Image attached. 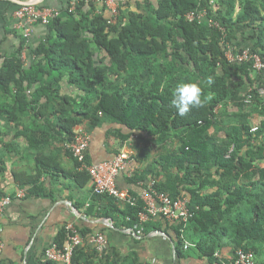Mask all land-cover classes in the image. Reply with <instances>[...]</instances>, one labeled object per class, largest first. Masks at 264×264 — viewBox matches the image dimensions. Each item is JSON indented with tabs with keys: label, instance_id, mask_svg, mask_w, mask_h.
I'll return each instance as SVG.
<instances>
[{
	"label": "trees",
	"instance_id": "16d2710c",
	"mask_svg": "<svg viewBox=\"0 0 264 264\" xmlns=\"http://www.w3.org/2000/svg\"><path fill=\"white\" fill-rule=\"evenodd\" d=\"M11 5L14 10L20 6ZM119 8L117 23L110 24L104 5L82 0L69 11L68 2L47 25L44 40L31 47L28 64L21 58L24 42L9 56L0 50V120L16 122L20 115L33 116L24 134L29 147L37 149V167L30 175L16 173L17 182L37 193L47 166L59 168L41 147L56 137L69 144L75 128L86 121L90 126L125 127L127 133L121 129L118 133L122 140L137 134L160 142L174 137L178 145L159 156L168 175L163 182L155 179V188L174 199L188 195L192 208L198 207L186 227L192 248L218 264L225 260L215 253L224 245L232 249L230 264L239 249L264 255V95L258 92L264 88V76L253 77L249 64L227 60L220 29L225 28L227 41L249 43L264 57V0H125ZM201 10L207 19H187L189 12ZM209 77L211 85L206 83ZM179 82L199 83L210 97L205 106L178 115L171 93ZM250 92L253 100L247 104ZM254 114L260 117L256 131ZM232 145L235 150L227 158ZM150 150L146 145L137 159ZM3 159L2 155L0 173ZM95 195L105 201L99 218H112L116 227L137 230L142 201L131 205ZM164 222L165 233L181 256L180 226ZM162 228V221L151 220L142 233ZM104 229L80 231L88 238ZM68 237L64 227L55 242L64 246ZM105 254L103 258L111 261V252ZM99 255L97 250L78 249L73 264H83L82 258L84 264H92Z\"/></svg>",
	"mask_w": 264,
	"mask_h": 264
},
{
	"label": "crops",
	"instance_id": "0c3cea01",
	"mask_svg": "<svg viewBox=\"0 0 264 264\" xmlns=\"http://www.w3.org/2000/svg\"><path fill=\"white\" fill-rule=\"evenodd\" d=\"M20 1L27 3L35 0H0V50L5 56L14 53L24 42L20 31L14 28L15 10L11 5V2L23 4ZM68 2L69 0H42L40 4L56 6L63 10ZM46 34L47 26L37 25L31 37L32 45L44 40ZM243 46L252 47L249 43ZM253 117L257 120L260 118L257 114ZM32 119V114L26 113L20 115L16 122L0 120V141L4 140L9 144L6 147V143L0 145V159L4 156V170L0 173V194L14 195L18 189L23 188L17 182L16 173H35L37 149L29 147L24 134V128L31 124ZM80 127L91 134L88 151L90 162L112 159L121 151L133 155L130 168L119 175L120 187L139 195L152 180L165 181L168 173L163 171L159 156L178 145L179 142L174 137L160 142L137 134L128 140H122L118 135L119 129L123 134L127 133L128 129L116 124L90 126L86 121L78 125L75 131ZM146 145L151 148L150 152L145 158L139 157L138 160L140 150ZM41 150L45 156L55 159L59 168L51 166L49 169L47 166L46 173L41 176L36 189L38 192H31L30 185L24 186L29 188V194L23 199H14L0 215V239L3 242L0 264H62L47 260L44 251L48 245L55 242L58 233L68 223L75 224L79 231L84 227L95 231L105 228L101 233L108 240V248L104 253L99 252L98 257L92 258V264H218L200 256L192 247L183 249L181 256L175 254L174 240L165 233L167 224L163 219H154L163 222L162 230L143 234L121 224L116 227L112 218H99L98 214L102 205L105 206V201L101 202L96 198L91 178L77 168L75 159L69 155L68 143L56 137L51 143L41 147ZM135 175L141 178L137 182L131 179ZM89 215H93V218ZM103 219L107 223L100 222ZM91 236L86 238L78 249L86 253L97 250L89 240ZM109 251L111 261L107 262L103 257ZM217 252L219 255L215 257L219 260L230 261L233 258L229 245H224ZM257 258L263 261L264 255H257ZM84 261L82 258L81 263L84 264Z\"/></svg>",
	"mask_w": 264,
	"mask_h": 264
},
{
	"label": "built area",
	"instance_id": "2783aa9c",
	"mask_svg": "<svg viewBox=\"0 0 264 264\" xmlns=\"http://www.w3.org/2000/svg\"><path fill=\"white\" fill-rule=\"evenodd\" d=\"M82 0H69V11H74L77 4ZM93 1L98 5L105 6L110 14L109 23L116 24L119 14L120 5L125 0H84ZM62 9L52 6L27 2L21 4L13 12L14 28L20 31L24 47L21 53V58L25 64L29 62V52L33 46L31 37L37 25L47 26L52 19L60 16ZM187 19L193 21L198 19L203 21L207 19V13L204 10L197 12H189ZM213 23L212 20H209ZM216 23V22H214ZM217 24V23H216ZM218 26V24H217ZM220 29L224 33L223 42L225 43V56L231 63L249 64L255 74L264 76V57L258 51L250 46H240L236 42H229L226 38V30L223 27ZM259 94L264 95V88L258 89ZM253 94L248 93L245 102L251 103ZM257 130V126L252 128ZM91 144V134L84 128L80 127L75 131L74 139L68 144V149L77 160L78 169L88 173L93 184V193L97 195H108L117 198L122 202L131 205H137L142 201L143 207L138 213L139 224L136 227L139 233L143 232L144 224L156 218L163 219L170 224L180 226L181 238L184 240V249L187 250L194 245L186 238V227L191 219H193L196 209L191 206V198L188 195H181L178 198H172L168 193L159 191L155 188V180H152L149 186L143 193L135 195L128 189L120 187L118 178L121 173L130 168L133 162V155L127 151H121L112 159L99 162H90L88 159V151ZM235 150V145H232L226 155L229 158ZM29 194V188L23 187L16 191L14 195L8 194L0 198V215L4 213L6 208L14 199H23ZM66 228L69 232L68 241L64 246H59L56 242L48 245L44 251L45 258L49 261L62 264H73V257L77 249L83 244L86 239L83 237L79 229L73 223H68ZM89 240L94 243L96 249L100 253H104L108 248V240L104 234L98 233L92 235ZM3 250V242L0 239V253ZM218 256V252L215 253ZM222 264H230L227 261H222ZM232 264H264L259 262L257 255L252 250L239 249L233 259Z\"/></svg>",
	"mask_w": 264,
	"mask_h": 264
},
{
	"label": "clouds",
	"instance_id": "9594fccd",
	"mask_svg": "<svg viewBox=\"0 0 264 264\" xmlns=\"http://www.w3.org/2000/svg\"><path fill=\"white\" fill-rule=\"evenodd\" d=\"M213 83L211 77L206 81ZM171 104L177 109L178 115L186 116L192 108H203L210 97L203 94L202 87L197 82H179L172 90Z\"/></svg>",
	"mask_w": 264,
	"mask_h": 264
},
{
	"label": "water",
	"instance_id": "95a60500",
	"mask_svg": "<svg viewBox=\"0 0 264 264\" xmlns=\"http://www.w3.org/2000/svg\"><path fill=\"white\" fill-rule=\"evenodd\" d=\"M41 1L42 0H35L34 1V3H36V4H40L41 3ZM19 3V2H18ZM20 3H24V2H22V1H20ZM100 222H102V223H107V221L106 220H101ZM177 253V250H176V247H175V254Z\"/></svg>",
	"mask_w": 264,
	"mask_h": 264
},
{
	"label": "rangeland",
	"instance_id": "374dc122",
	"mask_svg": "<svg viewBox=\"0 0 264 264\" xmlns=\"http://www.w3.org/2000/svg\"><path fill=\"white\" fill-rule=\"evenodd\" d=\"M253 77H256V74H255V73H253ZM252 121H253V122H252V125H253V126H256V125L259 124V120L255 119V118H254Z\"/></svg>",
	"mask_w": 264,
	"mask_h": 264
}]
</instances>
